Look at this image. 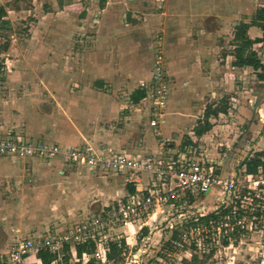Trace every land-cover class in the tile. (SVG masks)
<instances>
[{"label": "rangeland", "instance_id": "obj_1", "mask_svg": "<svg viewBox=\"0 0 264 264\" xmlns=\"http://www.w3.org/2000/svg\"><path fill=\"white\" fill-rule=\"evenodd\" d=\"M219 1L204 0V8L213 13L209 16L219 15L214 13L218 11L217 5H223V0ZM263 1L225 0V9L220 11L224 16L223 26L216 33L214 25L205 29L207 15L193 17V4L197 5L194 0H0L5 12L0 22H8L6 26L0 23V134L11 132L47 140L65 124L73 126L70 121L77 122V127L86 134L91 133L100 110L95 104L101 103L103 98L116 100V95L127 103L126 94L149 72L157 37L162 40L168 60L180 56L184 47L186 60L187 52L193 55L195 49L198 56L200 50H207L214 43L222 47L218 54L225 56L233 51L235 26L252 22ZM255 26L250 35L259 33L262 37L263 24ZM180 41L184 47H179ZM97 81L102 82L101 87L95 84ZM254 89L258 98L264 100V83L256 84ZM77 90L81 91L80 96L75 94ZM234 92L222 99L230 102L231 97L239 98ZM244 98L245 112L234 110L231 114L240 123L226 129L232 141L212 144L197 140L193 147L197 153L204 154L207 150L206 154L215 158L226 153L240 163L245 156L264 151V125L260 121L264 118L262 100L253 109L245 105ZM79 100L90 104L87 110L75 108ZM220 101L217 98L208 104ZM170 105L168 103L166 111ZM201 116L202 113L199 121ZM168 119L165 116L167 127L173 118ZM191 126H186L183 140L189 136ZM109 177L106 176L104 183ZM104 183L100 179L83 180L79 184L83 188L82 206L70 204L66 209L74 208L75 214H83V219L93 206L99 204L98 209L115 206L123 196L116 195L114 201L109 199L105 196L109 192H104ZM99 192L101 195H97ZM80 220L75 219L70 224ZM175 222L176 217L165 212L155 222L146 220L145 233L133 234L130 225L121 229L112 226L111 236H126L129 245L114 262L93 259L90 264H219L201 250L177 252L173 258L169 257L172 252L166 243L172 235L170 226ZM239 256L234 264H247L251 258L247 254Z\"/></svg>", "mask_w": 264, "mask_h": 264}, {"label": "built area", "instance_id": "obj_2", "mask_svg": "<svg viewBox=\"0 0 264 264\" xmlns=\"http://www.w3.org/2000/svg\"><path fill=\"white\" fill-rule=\"evenodd\" d=\"M157 38L152 47L150 78L141 81L138 89L145 93L141 102L149 108L147 123L159 137L161 157L139 160L89 143L72 147L0 136V157L16 161L60 160L92 173L121 175L125 187L133 188L115 206L100 208L68 230L17 241L8 260L0 264H22L39 251L59 257L65 247L88 243H93L95 251L92 255L83 253V258L87 262L99 259L106 263L111 243L119 244L121 238L129 245L126 236H111L112 226L121 229L130 225L133 234L139 233L146 227V220L155 222L165 212L176 217V224L170 226L173 230L169 257L177 252L201 250L219 264H234L242 254L251 256L247 264H264V169L259 167L255 174H247L241 162H236L226 171L220 161L208 159L192 146L174 148L161 138L171 78L165 66L162 40ZM253 49L264 66V41ZM226 157L223 153L219 159Z\"/></svg>", "mask_w": 264, "mask_h": 264}, {"label": "crops", "instance_id": "obj_3", "mask_svg": "<svg viewBox=\"0 0 264 264\" xmlns=\"http://www.w3.org/2000/svg\"><path fill=\"white\" fill-rule=\"evenodd\" d=\"M194 1L197 5L193 4L194 12L191 13L193 17L205 14L207 15L203 24L205 29L207 30V28H211L210 25H214L213 30L216 33L221 30L224 16L220 14V11L225 9V0L219 1L223 5L217 3L219 4L217 5L218 11L214 13L219 14L218 16H209L213 13L204 8V0ZM200 6L203 8H200ZM254 29H256V26L250 27L247 32L252 40L261 37L259 33L255 36L250 35ZM181 42H179V47H184ZM209 47L207 50H200L198 56L195 49L193 55L187 52L188 58L186 60L183 57V52L187 51L184 50L185 47L180 50V56H176V58L168 60V57L164 54L165 66L171 78V90L167 102V105L168 103L171 105L165 116L167 119L168 117L173 119L171 120L172 124H168V127L166 126L167 123L164 124L163 121L164 125L160 129V133L161 138L168 140L174 148L179 147L181 149L180 145L183 142L181 137H183L184 130L189 124L192 125L191 131L187 132L189 136L186 138L192 144L188 146L195 148L197 140L201 142L206 140L208 143L212 142V144L232 141L226 129L235 123H240L237 119H233L231 114L234 110L245 112L242 107V104L244 105L242 97L245 96V105L248 104L253 109L257 108L262 100L255 94L256 89H254L256 84L264 83V80L258 77L259 72L254 71L251 67H234L232 66L234 60L231 55L232 52L223 56L218 54L222 48L218 44H210ZM231 47L233 48V42ZM152 68L153 62L149 72L146 71L145 77L139 83L150 78ZM95 84L98 87L102 86L101 81H97ZM251 86H254V88ZM137 90H139L138 86L126 94L127 103H124L123 100L120 101L119 99L123 98L118 95H116V100L103 98L101 103H96L95 106L99 105L100 110L98 116L96 115L95 126L91 133L86 134L81 127H77V122L74 124L70 121L73 126H66L65 124L64 127L54 131L49 138L47 137V140L42 139V141L72 147H78L85 143L92 144L98 149L106 146L115 152H122L128 157L139 160L161 157L163 149L158 142L159 137L156 136L154 130L147 123L148 106L141 101L137 104L131 102V95ZM233 90L239 98L231 97V101H228L227 113L219 114L213 121L210 119L209 122L212 127L207 133L201 137L194 135L193 128L200 120L198 116L201 113L203 115L205 107L210 105L208 103L212 100L215 101L217 98L221 100L224 95L232 93ZM248 90L250 94L247 93ZM75 94L80 96L82 93L77 90ZM83 95L88 96L87 93ZM123 95H125V92ZM89 105L79 100L75 108L87 110ZM261 106L264 108V100H262ZM116 120L119 122L114 124ZM260 121L264 125V118ZM115 126L117 127L115 128ZM7 133V135L0 134V136L36 140L31 135ZM206 151L204 150V155L208 159L220 161L223 165L222 168L226 171L236 163V160L231 156L221 160L219 157H209L210 155L206 154ZM233 154V152H230V155ZM84 172L87 174H84ZM107 175L110 176V180L104 183ZM98 179L104 183L106 189L104 192H109L105 196L113 201L116 195L124 196L127 192L121 175L92 173L64 164L60 160L43 161L29 158L16 161L0 157V262L8 260L9 253L17 241L27 238L39 239L46 236L45 234L48 231H50L49 234L63 232L67 227H72L73 224L82 222L97 213L100 210L98 209L99 204L93 206L83 219V214L77 215L74 208L67 210L66 207L70 204H75L73 207H76L77 204L82 206L83 188L79 184L83 180L93 181ZM17 185L20 186V189L16 188ZM96 192H98V189ZM100 193L102 192L97 193V195ZM75 219L82 220L70 224ZM75 247L68 246L69 259L67 261L64 260L63 253L65 251L63 249L61 255L51 264H78L79 262H81L79 264H90L89 262L93 259L86 262L87 259L83 256L77 257ZM22 264L42 263L37 255H34L24 259Z\"/></svg>", "mask_w": 264, "mask_h": 264}, {"label": "trees", "instance_id": "obj_4", "mask_svg": "<svg viewBox=\"0 0 264 264\" xmlns=\"http://www.w3.org/2000/svg\"><path fill=\"white\" fill-rule=\"evenodd\" d=\"M5 16L4 9L0 7V19ZM4 26L8 25L7 21L1 20L0 22ZM257 23L263 24L264 29V1L260 8H258L254 14V19L250 23L241 22L237 24L234 28L233 33V51L232 56L234 58L232 62V66L234 67H251L254 71H258V77L261 80H264V66L257 59L256 53L253 49L254 45L264 41V34L261 38L250 39L247 32L248 29L252 26H255ZM1 69V65H0ZM145 96V93L141 90H137L134 94L131 95V102L133 104L139 103ZM228 109V102L225 99H221V101L217 104L207 105L203 111L202 120L197 123V125L193 128V133L197 137H201L205 133H207L212 125L209 122L210 119H215L219 114H226ZM191 141L188 138H185L181 143V149L191 145ZM241 167L245 169L247 174H255L259 167L264 169V151L254 152L251 155H248L242 162ZM128 192H132L133 188L126 187ZM143 233L146 232V228L142 229ZM175 233L173 235V239L175 238ZM167 246L170 245V241L166 243ZM127 246L126 241L121 240L119 244L111 243L110 250L107 254V260L109 262H114L125 250ZM77 257H81L83 253L87 255H92L95 251V246L93 243L78 245L75 247ZM63 253L64 260L69 259L68 247H65ZM37 258L41 261L42 264H51L54 260L57 259L55 254H51L47 251H39L37 253ZM195 258V257H193ZM185 262V261H184ZM91 263V262H89Z\"/></svg>", "mask_w": 264, "mask_h": 264}]
</instances>
